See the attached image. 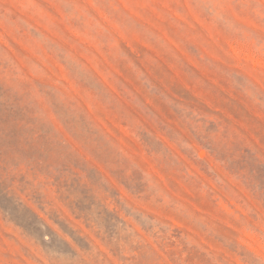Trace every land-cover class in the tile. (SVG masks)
Returning <instances> with one entry per match:
<instances>
[{
  "label": "rangeland",
  "instance_id": "obj_1",
  "mask_svg": "<svg viewBox=\"0 0 264 264\" xmlns=\"http://www.w3.org/2000/svg\"><path fill=\"white\" fill-rule=\"evenodd\" d=\"M0 264H264V0H0Z\"/></svg>",
  "mask_w": 264,
  "mask_h": 264
}]
</instances>
